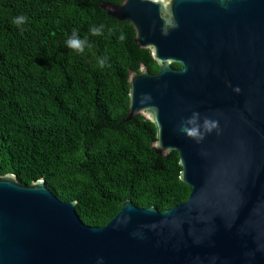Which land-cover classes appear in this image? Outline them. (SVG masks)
I'll list each match as a JSON object with an SVG mask.
<instances>
[{"label": "water", "instance_id": "1", "mask_svg": "<svg viewBox=\"0 0 264 264\" xmlns=\"http://www.w3.org/2000/svg\"><path fill=\"white\" fill-rule=\"evenodd\" d=\"M99 6L159 68L128 70L125 121L141 115L151 147L177 152L189 197L163 211L126 199L89 226L43 179L0 174V264H264V0Z\"/></svg>", "mask_w": 264, "mask_h": 264}, {"label": "trees", "instance_id": "2", "mask_svg": "<svg viewBox=\"0 0 264 264\" xmlns=\"http://www.w3.org/2000/svg\"><path fill=\"white\" fill-rule=\"evenodd\" d=\"M121 1L0 0V174L24 185L43 179L58 199L77 201L89 226H105L126 199L163 211L191 190L177 152L151 147L154 125L141 115L125 121L128 70L159 68L131 24L99 6ZM17 16L26 22L12 23ZM74 31L83 52L67 46Z\"/></svg>", "mask_w": 264, "mask_h": 264}, {"label": "clouds", "instance_id": "3", "mask_svg": "<svg viewBox=\"0 0 264 264\" xmlns=\"http://www.w3.org/2000/svg\"><path fill=\"white\" fill-rule=\"evenodd\" d=\"M25 22H26V17H24V16H17V17H14L12 20V23H14L18 26L25 23ZM90 31L92 32L93 35H99L100 34V30L96 27L91 28ZM77 37H78L77 33L74 31L73 36L71 38H69L68 41H66L67 46L70 48H73L75 50H78L80 52H83V46H84V43L86 41H81ZM213 126L214 125L209 124L207 121L205 122V127L208 128L209 130ZM185 131L188 133L189 136H196L198 134L196 128L185 129Z\"/></svg>", "mask_w": 264, "mask_h": 264}]
</instances>
